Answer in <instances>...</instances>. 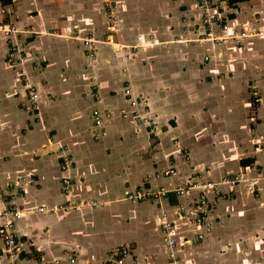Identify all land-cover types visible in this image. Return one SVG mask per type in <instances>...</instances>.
Here are the masks:
<instances>
[{
  "label": "crops",
  "instance_id": "1",
  "mask_svg": "<svg viewBox=\"0 0 264 264\" xmlns=\"http://www.w3.org/2000/svg\"><path fill=\"white\" fill-rule=\"evenodd\" d=\"M211 3L208 31L197 0H0V24L18 31L0 32V213L22 210L20 264H100L118 246L167 264L163 216L191 264H264V0ZM13 44L24 59L12 66ZM94 109L112 119L95 127ZM135 111L150 122L137 124ZM228 176L241 181L221 185ZM208 182L199 230L189 219ZM177 187L185 194L124 199ZM68 199L99 205L55 209Z\"/></svg>",
  "mask_w": 264,
  "mask_h": 264
},
{
  "label": "built area",
  "instance_id": "2",
  "mask_svg": "<svg viewBox=\"0 0 264 264\" xmlns=\"http://www.w3.org/2000/svg\"><path fill=\"white\" fill-rule=\"evenodd\" d=\"M198 4L204 9V25L205 28L209 31L211 30L215 25H217V16L215 12L213 11V6L211 3V0H197ZM108 21H109V30L112 32H115L116 30V21L111 13L107 15ZM228 30L227 25H223L221 27V31L226 32ZM0 32L3 33L6 37H11L16 34L17 29L12 24H0ZM211 40H217L218 37L212 36V34H209ZM240 36L244 37L245 33H241ZM79 37H77L78 39ZM83 42V45L89 46L92 42V38H83L81 39ZM108 44H113L112 35L106 36V39L104 41ZM89 57L94 58L93 52H90ZM24 59V50L20 48L17 45H12L8 52L7 60L10 65H16L17 63H20ZM205 60H208L205 58ZM21 74L24 75V72H21ZM25 86L28 87L29 90V100L35 101L38 97L37 93L31 89L25 81ZM124 95L129 97L131 96V90L129 88L124 89ZM130 107L133 109H136L139 105V102L135 99H131L129 101ZM120 115L123 118L127 117V111L121 110ZM136 115V123L137 124H148L150 121L147 117H142L138 113V111H135ZM92 122L95 127H103L105 123L110 121L112 119V113L110 111H102L99 109H94L91 113ZM174 171L172 169H169L167 171L163 172V176H168L173 174ZM23 179L19 180L20 182ZM241 179L238 176H232V177H223L221 179V185L228 186V187H234L237 185ZM64 190H63V196L66 197V199L70 195V191L68 189V186L70 184V180L68 178L64 179ZM215 183H204L197 186V188L200 190L199 198L195 202L194 205V213L192 217L189 219L193 224H195L197 229H201L202 225H206V222L204 221L207 212L210 209V204L207 199V193L215 188ZM7 187L13 188L15 187V184L13 182L7 183ZM193 187H196L193 185ZM185 188L183 187H177L171 190L167 189H160L157 192L151 191L149 189H137L132 192H126L124 199L135 203V202H141L145 200H150L152 198H161L166 197L169 193L173 192L177 196H182L185 194ZM99 204L94 201H86V202H76L73 200H66L65 203L59 204L55 209L60 210L63 212H79L84 208H96ZM39 212H45V208H40ZM176 215L179 214V212H175ZM23 213L20 209H10V210H4L0 213V219L2 222L0 223V264H20L18 259V254L20 251V245L17 240V233H16V221L19 220L22 217ZM185 216V215H184ZM176 221H172L167 219L166 217L160 218V228H161V241L163 244V247L166 252V259L167 264H191L188 261L184 260L181 250L179 249V233L177 231V228L175 226ZM182 247L190 248L192 249L194 247V241L193 240H187V238L183 239L182 241ZM69 262L72 264L75 262L74 259L69 260ZM100 264H147L146 262L139 261L135 255H133L132 250L125 246H118L112 250L110 255L103 259Z\"/></svg>",
  "mask_w": 264,
  "mask_h": 264
},
{
  "label": "trees",
  "instance_id": "3",
  "mask_svg": "<svg viewBox=\"0 0 264 264\" xmlns=\"http://www.w3.org/2000/svg\"><path fill=\"white\" fill-rule=\"evenodd\" d=\"M2 4H9L11 2V0H1Z\"/></svg>",
  "mask_w": 264,
  "mask_h": 264
}]
</instances>
